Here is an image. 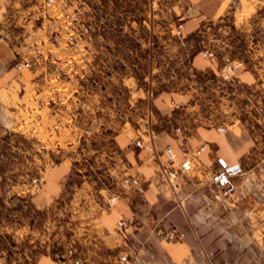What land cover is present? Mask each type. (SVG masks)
Wrapping results in <instances>:
<instances>
[{
	"label": "rangeland",
	"instance_id": "1",
	"mask_svg": "<svg viewBox=\"0 0 264 264\" xmlns=\"http://www.w3.org/2000/svg\"><path fill=\"white\" fill-rule=\"evenodd\" d=\"M174 1L0 0V264H36L40 255L59 263L61 253L71 254V264L87 263L88 242L103 241L92 222L97 213L89 211L116 201H103L98 192H124L139 183H125L136 179L128 176L120 184L116 131L120 124L144 123L150 109L139 90L152 97L171 87L189 92L192 118L212 126H228L248 111L257 119L250 121L255 146L238 158L242 173L231 180L232 191L216 186L215 166L204 169L202 205L208 219L239 224L224 229L229 244L221 263L264 264V0H231L225 16L203 22L186 38ZM176 45L208 52L205 58L219 62L222 73L181 69L166 53ZM227 65L232 69L224 77ZM243 66L259 76L255 87L238 77ZM104 78L110 104L103 103ZM131 135L134 146L148 147ZM158 170L155 177L171 189ZM174 184L172 194L185 211L177 179ZM129 222L117 225L124 230Z\"/></svg>",
	"mask_w": 264,
	"mask_h": 264
},
{
	"label": "crops",
	"instance_id": "2",
	"mask_svg": "<svg viewBox=\"0 0 264 264\" xmlns=\"http://www.w3.org/2000/svg\"><path fill=\"white\" fill-rule=\"evenodd\" d=\"M230 5L231 0H175L173 8L176 16L184 19L182 37L186 38L197 31L205 21L225 16ZM179 46L167 48L166 53L175 58L176 65L181 69L196 72L215 69L222 73L223 68L219 62L213 63L199 52L182 51ZM237 72L248 88L257 85V73L245 66L237 69ZM103 81V103L110 104L111 91L110 88L106 90V78ZM139 92L138 98L146 102L147 110L150 109L146 112L144 123L138 127L120 124L114 136L115 146L122 156L120 184L128 176L138 179L139 183L134 188L125 187L127 190L124 192H98L103 201L109 202L112 196L116 201L111 206L101 207L96 204L89 211L91 214L97 213L92 222L96 223L103 234V241L98 244L88 242L91 250L88 249L86 264L223 262L222 251L225 244H229V233L224 229L230 225L238 228L239 224L236 220L224 225L222 219H208L206 207L202 205L204 183L208 179L204 169L232 165L255 146L250 123L253 115L251 111H248L247 117L239 115L220 130L219 126L192 118V95L186 90L179 87L154 90L152 97L143 90ZM103 114L111 117L110 107L104 105ZM67 115L71 118V128H78L76 114L72 112ZM59 117H66L65 113H59ZM253 118L257 121L255 116ZM132 133L145 146L148 144V147L134 146ZM202 145L205 146L199 151ZM167 147H171L175 155L174 167L185 164L189 166L185 178H177L185 211L178 205L170 187L155 177L159 164L168 158L165 152ZM201 170L203 177H193ZM121 219L130 220L124 230L117 225ZM212 228L219 230L214 237L209 232ZM169 231L176 232V236L165 238ZM231 239L236 238L233 236ZM236 256L240 257L236 254L233 259ZM71 261L70 253L59 254V263L45 255L36 258V264H71Z\"/></svg>",
	"mask_w": 264,
	"mask_h": 264
},
{
	"label": "built area",
	"instance_id": "3",
	"mask_svg": "<svg viewBox=\"0 0 264 264\" xmlns=\"http://www.w3.org/2000/svg\"><path fill=\"white\" fill-rule=\"evenodd\" d=\"M203 53L205 57L208 55V52L206 51H204ZM28 65H29L28 62L21 63L18 65V68L27 67ZM225 67H226L224 71L225 74H223V76L227 77L228 71L232 69V67L229 65ZM223 128L224 127H220V130H222ZM137 144L143 145L140 141H137ZM203 148L204 147L201 146V149ZM165 152L168 158L165 161V164L161 163L159 165L157 176L162 177L165 181H167L169 185L171 186V189L173 190L174 194L176 195L177 187H174V186H177V185L174 184V180L177 179L179 176H181L185 172V170L189 168V166L188 164H185L181 166L183 168H181L180 170L177 169L176 167L173 166V163L175 161V155L172 151V148L167 147ZM241 173H242V168L238 163H235L229 166L218 167L214 170L213 181L216 183V186L220 188V190H223L222 192L230 193L233 188V184L231 183V180ZM124 181L127 184H136L138 182L137 179H127V178H125ZM178 202H179V199H178ZM119 225L124 226L125 222L120 221ZM173 236H174V232H169L166 235V238L171 239L173 238ZM72 264H82V263H81V260L75 259Z\"/></svg>",
	"mask_w": 264,
	"mask_h": 264
}]
</instances>
